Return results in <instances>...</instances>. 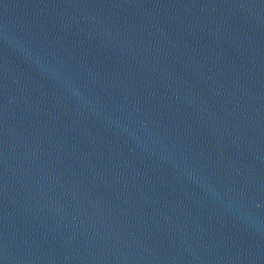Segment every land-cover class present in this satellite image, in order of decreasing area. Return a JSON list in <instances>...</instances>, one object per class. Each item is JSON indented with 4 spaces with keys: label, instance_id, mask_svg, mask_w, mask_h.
Listing matches in <instances>:
<instances>
[{
    "label": "water",
    "instance_id": "obj_1",
    "mask_svg": "<svg viewBox=\"0 0 264 264\" xmlns=\"http://www.w3.org/2000/svg\"><path fill=\"white\" fill-rule=\"evenodd\" d=\"M0 264H264V0H0Z\"/></svg>",
    "mask_w": 264,
    "mask_h": 264
}]
</instances>
